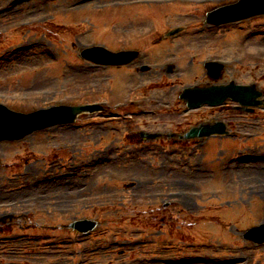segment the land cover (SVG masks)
Listing matches in <instances>:
<instances>
[{
	"label": "rangeland",
	"instance_id": "1",
	"mask_svg": "<svg viewBox=\"0 0 264 264\" xmlns=\"http://www.w3.org/2000/svg\"><path fill=\"white\" fill-rule=\"evenodd\" d=\"M220 1L31 0L0 15V103L106 107L0 143V218L25 222L0 223V264H264V244L243 238L264 223V109L187 111L178 99L182 87L209 82L202 64L215 59L225 62L219 82L253 84L264 97V15L203 26L199 8ZM173 27L183 31L166 37ZM92 44L139 55L115 71L79 58ZM140 64L152 72L135 73ZM211 119L227 122L231 138L190 150L136 137ZM76 218L97 226L88 236L55 231L52 247L43 236L36 253L30 226ZM14 232L20 241L2 238Z\"/></svg>",
	"mask_w": 264,
	"mask_h": 264
},
{
	"label": "water",
	"instance_id": "2",
	"mask_svg": "<svg viewBox=\"0 0 264 264\" xmlns=\"http://www.w3.org/2000/svg\"><path fill=\"white\" fill-rule=\"evenodd\" d=\"M28 0H12L8 7L0 9V13L8 11L16 5ZM264 13V0H237L232 4L219 7L206 15L205 23L222 24L237 21L252 15ZM178 29L172 30L169 34L177 32ZM86 58H90L97 63L102 64H121L131 60L135 52H117L112 53L100 47L87 49L82 53ZM169 66V65H168ZM206 73L212 78H217L221 66L216 62H206L204 64ZM142 66L141 69H146ZM170 71V67L167 69ZM261 92L257 91L254 85H236L233 82L226 84L210 85L206 87L192 86L184 88L180 93V98L184 99L188 108H196L203 104L209 106L219 105L226 99L239 103L241 109H247V106L263 105L264 100L258 99ZM99 109L97 105L89 106H52L46 109L23 114L8 110L0 105V141L19 140L25 135L53 124L72 122L77 114L83 111H92ZM223 122H214L212 124H199L191 127L186 131L182 138H203L212 134L226 133ZM142 136L152 137L153 134L142 133ZM91 221L80 220L71 224L72 227L79 231L91 229ZM244 237L255 241L256 243L264 242V224L253 227L244 233Z\"/></svg>",
	"mask_w": 264,
	"mask_h": 264
},
{
	"label": "flooded vegetation",
	"instance_id": "3",
	"mask_svg": "<svg viewBox=\"0 0 264 264\" xmlns=\"http://www.w3.org/2000/svg\"><path fill=\"white\" fill-rule=\"evenodd\" d=\"M214 6V5H213ZM213 6H210V7H204L202 10H207V9H209V8H211V7H213ZM174 139V138H173ZM174 140H176V139H174ZM65 223H62V225H64ZM48 226H50V227H55V226H53V225H48Z\"/></svg>",
	"mask_w": 264,
	"mask_h": 264
},
{
	"label": "bare ground",
	"instance_id": "4",
	"mask_svg": "<svg viewBox=\"0 0 264 264\" xmlns=\"http://www.w3.org/2000/svg\"><path fill=\"white\" fill-rule=\"evenodd\" d=\"M182 263H184V264H187V263H188V261H187V260H185V261H183Z\"/></svg>",
	"mask_w": 264,
	"mask_h": 264
}]
</instances>
